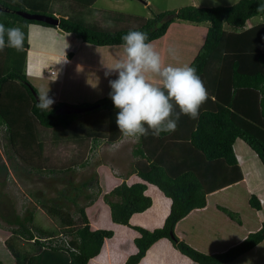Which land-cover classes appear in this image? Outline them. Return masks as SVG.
Returning <instances> with one entry per match:
<instances>
[{"label":"trees","instance_id":"trees-1","mask_svg":"<svg viewBox=\"0 0 264 264\" xmlns=\"http://www.w3.org/2000/svg\"><path fill=\"white\" fill-rule=\"evenodd\" d=\"M261 4H264V0H236L227 5L209 6L186 4L176 9L156 12L146 18L139 27L106 30L93 28L79 20L62 15L56 16L58 21L55 25L24 18L15 10L51 13L35 8L25 9L27 7L17 3L0 0V23L6 27H21L25 34L24 44H26V26L30 22L56 27L94 45H121V37L129 30L148 33L150 41L161 36L167 25L175 20L207 23L203 40L188 63L196 68L208 93L206 102L199 109L198 119H191L187 115L180 117L177 127L179 130H182V127L186 130L184 140L180 142L166 139L161 133L153 148H150V142L156 136L149 132L147 136L141 137L136 147L132 149V153L139 156L134 163L133 171L142 180L155 184L170 198V205L161 226L153 229L132 226L138 232L133 238L136 250L127 255L122 264L136 263L145 249L159 237L169 239L177 250L197 264L230 261L264 237V221H262L259 228L248 231L241 240L225 250L205 253L178 240L173 232V225L178 219L190 209L204 205L205 193L241 178L232 150V143L236 137L241 138L264 164V23L258 21L244 26L245 21L252 16L258 15L264 18V11L257 10ZM21 62L22 58L18 57L17 66L12 65L0 74V97L2 83L7 79H15L24 90V96L22 92L16 94L15 91L9 96L8 101L0 99V124H4L9 143H12L14 135L22 144L31 139L33 125L28 113L45 127H64L82 113L100 109L106 111L107 120L102 127V135L96 133L90 135L89 151L93 149L97 140L103 139L104 142L112 143L120 137L121 133L115 123L118 109L114 107L109 97L110 91L96 98L92 103L69 104L56 101L49 110L41 109L37 107L39 95L20 67ZM14 101L24 108L18 109L16 104H13ZM93 103L97 106L82 112L59 110L69 105L83 106ZM21 110L23 111L20 112ZM22 114L26 116L25 121L19 125L23 118ZM86 163L87 157L76 165ZM0 166L6 168L4 163ZM70 169L75 170L74 166L47 168L50 172H65ZM87 184V180H81L78 186L73 188L74 192L71 196H66L67 199L62 201L57 198L56 192L60 188L64 191V187L57 188L52 195L36 196L37 203L63 208L79 218L80 226L67 233L65 241L61 235L58 238L52 237L49 232L31 227L29 223L32 212L28 207L23 214L15 213L12 220L4 217L7 222L12 223L10 230L13 233L32 239L35 244L42 247L37 253L30 254L25 264H86L90 257L98 253L103 238L110 236L112 231L89 226L84 203L79 201L80 196L87 200L93 198L94 193L82 192V187L84 189ZM144 189L143 181L127 184L122 180L103 193L102 198L108 205L110 219L127 224L132 212L148 207L151 200L143 192ZM31 193L34 196L35 192ZM39 194L44 193L41 191ZM247 202L249 211L255 214L254 208L258 207L255 195L248 193ZM0 264H3L1 260Z\"/></svg>","mask_w":264,"mask_h":264},{"label":"crops","instance_id":"crops-1","mask_svg":"<svg viewBox=\"0 0 264 264\" xmlns=\"http://www.w3.org/2000/svg\"><path fill=\"white\" fill-rule=\"evenodd\" d=\"M94 1L12 0L9 2L27 8L44 10V12H50L54 16H66L97 29L122 28L118 27L119 25L112 26V24V27H108L109 24L106 21L110 15L122 17L123 14L114 13L112 10H106L102 7H95ZM190 1H196L193 5L201 6L198 5L197 0ZM146 2L147 0H142L143 4ZM260 17L258 21H261ZM115 20L114 18L110 19V21ZM173 24L174 21H171L161 36L150 40L161 56L164 54L161 48L162 43L160 42L159 47H156L154 43L158 38L163 39L162 41L165 43V35L172 30L170 27ZM189 25L199 38L204 37L207 23L204 25H191L189 23ZM184 26L187 27V25ZM26 32V44L22 50L16 51L5 48L4 51L0 52V74L12 65L17 66L18 57L22 58L20 67L25 72L26 77L53 79L52 85L55 86V89L49 96L53 103L56 101L75 103L78 88H82V91L89 89L87 91L89 93L94 87L93 91H96L106 87L109 81L115 77L114 73L106 75V72L120 58L122 54L120 45H94L56 27L32 22L27 24ZM49 68H54V73H49ZM45 72L50 75H46ZM21 87L15 79H7L2 83L0 99L5 102L8 101L7 99L12 96V92L17 89L21 90ZM63 89L66 90V93L62 95ZM64 95L67 96V99L61 100L60 98ZM29 117L30 120L33 119V121L31 120L33 125L36 119L28 113ZM84 124L85 120L78 117L69 125L61 128L63 132L66 129V139L71 147L78 145V150L69 154V162L78 164L94 150L96 155L100 154L94 165L93 198L83 202L84 212L91 228L103 227L112 231L110 236L103 238L98 253L90 257L86 264H122L127 255L136 250L133 238L138 235V232L132 226L137 225L146 229L161 226L169 210L170 198L164 195L155 184L142 180L133 171L134 163L139 156L134 155L132 149L136 147L138 141L121 134L112 143L104 142L103 139V142L97 140L93 149L89 151L88 139L91 135L89 131L98 132L99 125L94 124L92 128H89L88 126L84 127ZM103 126L104 122H102L101 130ZM185 132L184 127L182 130L177 127L171 133L162 134L166 139L171 141L174 139L180 142ZM96 134L102 135L103 131ZM156 140L157 137L151 140L150 148H153ZM30 141V139L25 141L22 147L29 144ZM36 141L38 145L39 142ZM173 146L171 147L173 148ZM232 150L241 178L229 185L205 193L204 205L190 209L173 225V232L178 240H182L202 252L212 253L224 250L241 240L248 231L259 228L261 222L264 221V164L239 137L234 139ZM27 156L30 157L28 161L33 166L42 168L43 164H39L33 158V151H27ZM52 166L49 168L57 167L56 165ZM59 167H65L64 162L57 168ZM102 180L106 181V185H103ZM122 180L127 184L143 181L145 183L143 192L151 200L145 209L132 212L128 217L127 224L117 223L110 219L108 205L102 198L103 193L109 191L112 186ZM228 188L231 190H226ZM248 193L254 194L258 200V207L254 208L255 214L248 209ZM36 215H40L44 223L40 225L31 223L33 227L51 233L52 237L66 236L67 233L81 224L79 218L73 216L71 211L42 202L33 209V222ZM6 223L9 222L0 212V260L3 264H25L26 258L30 254L37 253L42 247L35 244L32 239H26L13 233L10 230L12 223H9L8 226ZM134 264L197 263L177 250L169 239L159 237L145 249L143 255ZM218 264H264V237L234 259Z\"/></svg>","mask_w":264,"mask_h":264},{"label":"rangeland","instance_id":"rangeland-1","mask_svg":"<svg viewBox=\"0 0 264 264\" xmlns=\"http://www.w3.org/2000/svg\"><path fill=\"white\" fill-rule=\"evenodd\" d=\"M235 1L236 0H197V3L201 6H209L218 4L227 5ZM194 2H191L190 0H147V2L143 4L142 0H95L94 6L102 7L106 10L110 9L114 13L123 14L122 17L110 15L106 23L109 24L108 27L119 25L118 27L125 28L139 27L144 23L146 18L161 10L176 9L179 6L193 4ZM111 18L116 20L110 21ZM258 18V15L252 16L245 21L244 25L252 24L258 21ZM260 20L264 23L263 17H260ZM189 23H191V25H204L206 22L194 23L186 20H175L174 24L170 27L172 30H170V32L165 35V43H163V39L160 38L155 41L154 44L156 47H159L160 42L162 43L161 48L163 50L162 53L164 54L161 56V58L164 64H188L200 46L203 38H199L198 34H195V31L190 28ZM184 25H187V27ZM169 48L174 49V56L169 53ZM45 74L48 75L49 73L45 72ZM115 78L116 76L113 77V79ZM27 79L34 86L39 96L47 92V96L49 97L55 89V86L52 85L53 79L41 77L33 78L31 76L27 77ZM153 82H155V79H153ZM93 88L92 91L90 90L91 93L87 92L89 89L82 91V88H78V96L75 97L76 101L72 104L92 103L96 98H99L111 91L109 83L106 85V87L100 88L96 91H93ZM21 92L22 96H24L23 87H21V90H16V94ZM65 93L66 90L63 89L62 95ZM63 98L67 99V96L64 95L60 99L64 100ZM13 104H16L18 109L24 108V106L18 105L17 101H14ZM52 105L53 103L51 106ZM22 111L23 110L20 112ZM21 116L23 118L18 123L19 125L23 124L26 117L25 114H22ZM79 118L85 120V124L83 125L84 127L88 126L89 128H92L94 124L99 125L97 128L98 132L89 131L93 135L95 133H102L101 125L102 122L106 123L107 114L105 110L100 109L94 112L82 113ZM31 120L33 121V119ZM61 128L63 127H45L34 120L33 126L31 128L33 132V135L30 139L31 141L29 144H25V146L23 145L22 147V142L18 137H15V135L13 136L12 143H9L7 139V131L4 129V124H0V164L4 163L6 167L3 169L0 166V212L3 213V216L8 220H12L15 213L23 214L26 207L31 209L33 217V209L38 204L36 202V196L43 197L44 195H52L57 190V188L64 187V191L62 188H60L56 192V196L58 199H60V201L66 200V196H71V194L74 192L73 188L78 186V183L81 180L88 181L87 186H85L84 189L82 187V192L89 191V193H93L95 187V182L93 180L95 178L94 165L100 154L96 155L95 150L92 151L88 155L87 163L85 165H76L70 163L69 154L77 151L78 145L76 144L74 147H71L69 141L66 139V129L63 132V129ZM28 135H26V137H28ZM36 140L39 142L38 145L36 144ZM88 141L90 144V138ZM100 142H103L102 139H100ZM27 151L34 152L33 158L35 161L39 162V164H43L42 168L38 166L35 167L28 161L30 157L27 156ZM105 157L106 155L104 158ZM63 162L65 167L74 166L75 170L70 169L69 171L65 172H50L47 170V168L53 167L52 165H56L58 167V165ZM109 171L111 172L110 169ZM102 181L103 185H106V181ZM87 188L89 189L87 190ZM226 190H231V188ZM41 191H43V195L39 194ZM31 192H35L34 196ZM61 193H63V196H61ZM85 200L86 199L83 196L79 197L80 203H83ZM35 214L36 213L34 212V215ZM31 223L40 225L41 223H44V220L40 215H36L34 222L33 219H31L29 223V225L33 227ZM6 224L8 226L9 223ZM6 228L8 229V227ZM33 228L35 230L38 229L37 227Z\"/></svg>","mask_w":264,"mask_h":264},{"label":"clouds","instance_id":"clouds-1","mask_svg":"<svg viewBox=\"0 0 264 264\" xmlns=\"http://www.w3.org/2000/svg\"><path fill=\"white\" fill-rule=\"evenodd\" d=\"M257 10L264 11V4ZM24 40L21 27L0 23V52L5 48L20 51ZM121 40L122 54L106 72L116 76L109 81V97L118 109L115 123L119 132L138 141L149 132L159 137L175 131L182 115L198 119L208 93L196 68L189 64H164L144 31L129 30ZM168 51L175 55L174 49ZM52 103L47 92L38 96V108L49 110Z\"/></svg>","mask_w":264,"mask_h":264},{"label":"water","instance_id":"water-1","mask_svg":"<svg viewBox=\"0 0 264 264\" xmlns=\"http://www.w3.org/2000/svg\"><path fill=\"white\" fill-rule=\"evenodd\" d=\"M15 12L24 18L41 20L54 25L57 24L58 21L56 16L43 12H30L23 9H17L15 10ZM96 106L97 104L94 103L83 106L69 105L66 108H60L59 110L64 109L66 112H82L85 110H90Z\"/></svg>","mask_w":264,"mask_h":264},{"label":"built area","instance_id":"built-area-1","mask_svg":"<svg viewBox=\"0 0 264 264\" xmlns=\"http://www.w3.org/2000/svg\"><path fill=\"white\" fill-rule=\"evenodd\" d=\"M53 71H54V68H49V69H48V72H49V73H53ZM62 238H63V240L65 241L66 236H62Z\"/></svg>","mask_w":264,"mask_h":264}]
</instances>
